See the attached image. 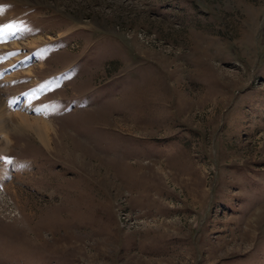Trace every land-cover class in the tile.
<instances>
[{
    "label": "rangeland",
    "instance_id": "374dc122",
    "mask_svg": "<svg viewBox=\"0 0 264 264\" xmlns=\"http://www.w3.org/2000/svg\"><path fill=\"white\" fill-rule=\"evenodd\" d=\"M4 24L0 264H264V0H0Z\"/></svg>",
    "mask_w": 264,
    "mask_h": 264
},
{
    "label": "bare ground",
    "instance_id": "6f19581e",
    "mask_svg": "<svg viewBox=\"0 0 264 264\" xmlns=\"http://www.w3.org/2000/svg\"><path fill=\"white\" fill-rule=\"evenodd\" d=\"M3 103V102H2ZM6 108V107H5ZM2 104L0 103V116L2 115H9V112H6V109ZM28 112V111H27ZM26 112V113H27ZM26 113L20 114V119H22V122L30 127L31 129L35 130L38 134L40 140L42 142H46L48 137V127L50 126L48 122H45L44 120H41L42 118H32L28 116ZM49 138V137H48ZM49 140V139H48ZM47 143V142H46Z\"/></svg>",
    "mask_w": 264,
    "mask_h": 264
},
{
    "label": "snow or ice",
    "instance_id": "6c2138e0",
    "mask_svg": "<svg viewBox=\"0 0 264 264\" xmlns=\"http://www.w3.org/2000/svg\"><path fill=\"white\" fill-rule=\"evenodd\" d=\"M16 26L14 24H4V25H0V34L4 33L5 31H8V32H12V30L15 28ZM39 54V53H38ZM49 87L51 85H48ZM15 103V101L13 102ZM35 111H42V109H35ZM2 159H5L7 163H11L10 160H8L7 158H2Z\"/></svg>",
    "mask_w": 264,
    "mask_h": 264
}]
</instances>
